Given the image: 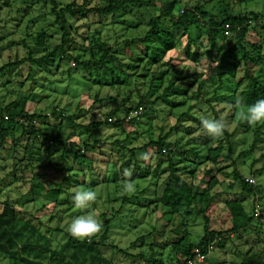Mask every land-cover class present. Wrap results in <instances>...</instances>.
<instances>
[{
    "label": "rangeland",
    "instance_id": "rangeland-1",
    "mask_svg": "<svg viewBox=\"0 0 264 264\" xmlns=\"http://www.w3.org/2000/svg\"><path fill=\"white\" fill-rule=\"evenodd\" d=\"M8 1L10 7H3L0 3V66L14 62L15 58L18 61L25 58L27 51L33 50V38L41 30L47 31L49 36H52L47 44L49 51L60 36L58 27L50 15L52 5L49 0L43 2L42 0ZM56 1L59 6H65L72 1L80 2L81 0ZM162 1L165 0H156V7ZM181 1L189 6H194L197 1H205V3L211 1L206 9L215 10L220 6L221 9H227L235 15L247 12L264 15V0ZM90 2L94 6L98 0H90ZM28 4L29 8H27ZM24 10L29 16L25 15ZM126 12L127 15L124 18L116 16L115 19L111 17L99 19L90 16L87 21L73 22V27L77 28L78 35L75 38L78 45L83 44L82 37L85 35L93 41L99 33L102 39L108 41L109 45L116 50L122 49V45L117 46L118 43L141 38L148 20L146 12L129 8ZM121 21L125 22L123 28H120ZM134 25L138 27L135 28ZM193 32L196 34L195 31ZM258 38L261 37H258L256 32H252L248 40L257 42ZM186 45L187 40L183 37L176 49L165 56L164 66H159L158 69L148 68L144 78L137 77L132 82L127 79L126 74L113 70L112 75H109L105 74L102 69L98 73L95 70L91 71L90 78L87 79L86 73L84 76L83 71L72 60L56 61L51 66H17L10 69L7 77L0 78V109L9 106L21 97H26L28 102L25 110L28 114L37 113L47 116L46 120L39 121L41 128L46 129L61 124L64 135L71 143L81 144L88 136L91 141L96 139L100 143L95 150L86 154L83 167H79L72 165L69 159H58L61 149L56 146L49 145L51 146L49 154L44 142L42 143L44 148L41 149L42 159L37 162L33 161L22 174H19L18 176L22 177L20 180L14 179L11 172L13 164L21 158L22 150L17 148L16 153H13V149L0 152V202L11 200L19 218L33 224L41 236H47L50 239L53 251L58 250L66 241L63 234L53 233V230L60 229L68 232L67 224L71 218L88 212L97 215L99 220L102 214H106L107 219L112 218L107 246L102 247V255L109 264H147L146 259L151 256L171 263L174 256L168 245L170 241L182 238L185 230L189 234L190 242H197L203 237L201 218L191 217L187 223H183L180 219L171 220V216H163V210L155 204V198L162 189V180L166 178V175H160V170H165L168 163L166 157L159 156L156 148L149 146L148 143L158 140L160 136L166 137V143L171 147L177 145L181 148L182 155L173 160L179 169L187 163L195 166L193 177L187 176L185 180L192 181L200 190L206 187V182L213 176L219 181V185L213 190L214 202L208 212L212 230L225 232L230 229V217L225 206L227 202L239 199L244 201L243 205L247 213H250L255 200L264 203V171L262 170L264 167V136L256 146L253 143L255 131L262 122L250 125L242 116L230 119L233 114L232 105L228 104L226 99L221 103L217 102L213 106L214 111L210 106L218 98L215 91L218 95L231 96L233 82L229 77H224L223 81H216L213 87L207 81L202 90L203 98L198 103L191 99V89L196 87L190 88V84L194 82L193 78H190L184 81L185 85H180L182 94L171 92L170 98L167 97L153 107H148L137 124H125L120 129H113L103 124L100 127H89L91 124L96 125L98 122H103L106 115L114 108L106 96L116 98L117 103L120 104L125 96L137 101L140 96L146 95L150 87L151 73L159 74L161 70H168V75L164 76L161 85L154 82V97L160 95L168 84L176 79L177 73H180V77L194 74L198 76V83L215 74L216 63L213 59L209 60L206 57L209 47L205 36L201 35L196 46L187 47ZM218 45H222L221 40H218ZM129 48L132 55L139 58L144 46L138 43L129 45ZM195 52L197 60L192 62L186 54ZM74 53L81 55L80 51ZM125 53L124 56L120 55L124 65L129 63V51ZM42 55L44 53L41 50L34 53L36 58ZM144 64L145 62L142 61L140 67ZM123 71L127 72L124 68ZM144 74V72L138 73L139 76ZM117 77L119 81L126 82L119 92L109 90L108 87L100 88L99 83L107 84V82L116 81ZM176 82L177 80L174 81ZM226 85L228 89H225ZM218 87L221 88L218 89ZM96 94L101 102H96ZM183 102H185L184 105ZM190 106L194 108L188 110ZM53 108L63 112V116L53 117L51 115ZM185 112L187 114L181 117V114ZM202 114L210 118L224 119L227 124L225 131L230 137L227 138L223 134L220 138H212L204 134L199 119ZM65 116L71 117L73 123H69L64 118ZM262 131L264 134V129ZM20 136L21 130L15 129L14 138L18 139ZM203 138L206 142L211 138V145L220 143L224 148L217 167L205 160L208 146L206 148L201 145L204 143ZM116 141L121 142L123 149L113 145ZM194 143H199V145H194ZM229 146L230 153L228 152ZM33 152L35 149L32 150V154ZM143 153L149 155L147 161L140 158ZM49 163H51L50 166ZM127 164L132 170L131 178L136 176V179L131 180L136 189L134 193L123 191V184L128 178L122 173L124 169H128ZM188 169L191 167L189 166ZM234 169L244 180L250 178L254 180L252 185L258 189L255 195H249L242 190L239 182L233 178ZM139 170L150 172V178L139 179ZM70 174L74 175L70 182L71 186L75 185L74 181L80 184V186L69 189L70 194L73 195V190L81 187L97 193V199L90 208L77 209L73 204L72 196L68 194L62 195L61 200H68L64 206H57L44 196L45 182H47L46 185L50 181L61 183L64 182L63 178ZM155 180H158L157 190L151 186ZM155 192L158 193L155 194ZM255 221L246 231L233 236H225L224 242H217L203 264H258L263 262L264 218ZM145 235L149 237L142 242L138 241V238ZM92 237L99 241V234ZM110 246L124 253H118L117 249H112ZM139 255H142L141 259ZM0 264L19 263L10 262L6 257L0 256Z\"/></svg>",
    "mask_w": 264,
    "mask_h": 264
},
{
    "label": "trees",
    "instance_id": "trees-1",
    "mask_svg": "<svg viewBox=\"0 0 264 264\" xmlns=\"http://www.w3.org/2000/svg\"><path fill=\"white\" fill-rule=\"evenodd\" d=\"M44 0H42L43 2ZM46 2V1H45ZM51 2L50 15L53 17L55 24L60 32L59 40L52 44L51 50L47 48L48 40L52 39L48 32L41 30L33 38V50H28L27 55L21 61L15 58L14 62L3 64L0 66V78L8 76L10 69L22 65H45L51 66L56 61L72 60L74 64L80 68L90 78V72L95 70L97 73L102 69L105 74L112 75L113 70L126 74L130 82L146 75L149 69H154L164 66V58L172 50L180 44L183 37L187 40V47L196 46L201 35H204L209 49L206 52V57L209 60H214L216 63L215 74L208 77L207 80L198 83V76L180 77L177 73V82L171 81L160 95L154 97V88L157 84L163 83L164 76L168 75V70H161L159 74L151 73V82L149 91L146 95L140 96L137 101H133L129 96L121 99L120 104L117 99H112L106 96L107 100L114 105L108 115H106L103 122L98 124H91L89 127L106 125L113 129H120L125 124H137L140 118L145 114L148 107H153L159 102L164 101L167 97H171V92L181 93L180 85H185L184 81L193 78L191 89L192 101L198 103L203 97V87L207 81L212 87L217 83L216 81H223L224 77H229L233 82L231 96L227 94L218 95L215 91L216 102L211 103V108L220 101L227 100V103L232 105V116L234 119L241 116V113L247 112V106L254 104L257 100L264 99V15L247 12L239 13L237 15L229 12L227 9H221L218 6L214 9H206L208 3L205 1H197L194 6H189L182 3L181 0H165L156 7V0H98L92 6L90 0L72 1L65 6H59L56 0H49ZM0 3L6 7L9 6V1L0 0ZM29 5V4H28ZM27 6V8H29ZM135 10L139 12H146L148 20L146 22V30L141 38H133L125 40L121 44L122 49L116 50L111 47L108 41H105L98 34V37L90 41L85 35L82 37V45L76 41L77 28L73 27V22L87 21L88 17L95 16L99 19L111 17L115 19L126 17V10ZM24 10L25 15L29 16ZM124 21L120 22V28H123ZM228 25L227 41L226 30L224 26ZM138 27V25H134ZM196 34H194V32ZM252 32H256L258 37L257 42H250L248 38ZM194 35V37L192 36ZM218 40H221L222 45H218ZM144 46L140 52L139 58L134 57L130 52L129 45ZM41 50L44 55L39 58L34 56L35 51ZM75 51H80L81 55H76ZM129 51L128 61L126 65L122 63L120 58ZM188 59L196 62L197 53L186 54ZM145 62L143 67H140L141 62ZM123 68L127 72L123 71ZM139 72H144L143 76H139ZM107 82V84L99 83L100 88L108 87L109 90H119L126 85V82L119 81ZM108 81V80H107ZM180 84H177V83ZM222 87V86H221ZM221 87H218L220 89ZM227 88V85L225 86ZM195 90V91H194ZM126 91V89L124 90ZM183 92V91H182ZM182 94V93H181ZM207 94V93H206ZM237 94V96H236ZM118 95V94H117ZM205 95V94H204ZM96 102H101L98 94L95 95ZM240 101V104L236 102ZM28 99L21 97L9 106L0 109V152L11 151L16 153V149L22 150L21 158L17 159L13 164V171L11 176L20 180L24 170L32 164L33 161H39L41 157V149L44 148V143L47 145L46 151L50 154V148L53 145L61 149L59 158L69 159L72 165L83 167V162L86 154L95 150L100 144L98 140L89 136L81 144L71 143L64 135V129L61 124L43 129L39 125V121L46 120V115L37 113L28 114L25 110ZM209 102V101H207ZM185 102H183L184 105ZM181 105V103L179 104ZM228 106V105H227ZM138 107L143 108V112L138 119H132L128 122L125 118L128 114ZM194 108L190 106L188 110ZM188 112V111H187ZM181 117H184V114ZM51 115L63 116V112H59L56 108L51 110ZM69 123L72 118L64 117ZM38 122V123H37ZM21 130V136L18 139L14 138V130ZM262 129H264V122L256 129L254 135V146H256L264 136ZM224 135L229 138L227 132ZM203 146H208L206 150L205 160L210 162L213 166L219 165V159L222 158L223 146L219 144L211 145V138L206 140L203 138ZM209 143L211 146H209ZM113 145L121 147V142H114ZM149 146H154L157 154L161 157H166L168 163L165 170H160V175H166L165 180H162V189L158 192L155 198V204L163 210V216L170 215L172 219H180L183 223H187L191 217L201 218L203 221V237L197 242H190L189 234L185 230L182 238L168 243L170 251L173 253V260L171 263H166L163 260H157L153 256L146 259L147 264H185L191 257V252L194 248H200L203 252L208 253L213 250L217 242H224L225 236L234 235L246 231L253 224L256 219L264 218V211H260L259 216H254V208L256 205H263L261 201L255 200L252 204L250 213L244 208V201L232 200L226 203V210L230 217L231 227L225 232H217L210 228V219L208 212L214 202L215 195L213 190L219 185V181L215 176L211 177L206 182V187L200 190L192 181L185 180L186 177H193L195 166L189 163L182 168L173 162L176 157H180L181 148L174 145V149L166 143V137L160 136L158 140L148 143ZM199 145V143H194ZM35 152L32 154V150ZM131 152V151H130ZM228 152H231L229 146ZM163 163V162H162ZM200 163V162H199ZM198 163V164H199ZM164 164V163H163ZM49 166L51 163L48 164ZM165 165V164H164ZM136 165H134L135 167ZM191 169H188V167ZM129 169L130 165H126ZM161 169V167L159 166ZM4 169V168H2ZM70 171L73 172V170ZM264 171V167L262 169ZM134 171V169H133ZM139 179L150 178V172H143L139 170ZM218 171V170H217ZM235 181L239 182L242 190L251 195H255L258 189L254 188L252 184L247 183L234 169L232 172ZM72 174L64 177V182L53 183L45 182L43 190L44 196L52 200L57 206H64L68 200H61L62 195H71L68 190L80 186L74 181V186L70 182L73 180ZM152 177V176H151ZM157 177V176H156ZM155 177V178H156ZM136 179L133 176L131 180ZM158 180H155L151 186L157 190ZM83 184V182H82ZM47 187H46V186ZM33 187V186H32ZM125 201V199H123ZM152 203V202H151ZM150 203V204H151ZM259 203V204H257ZM0 256L6 257L10 262L19 264H109V262L102 255V247L107 246L108 235L110 229V221L112 218H105L106 214L100 216L103 224V229L99 234V241L93 237L89 239L79 240L73 238L68 232L60 229L53 233L63 234L66 238L65 243L59 247L58 250L53 251L51 248L50 239L47 236H41L33 224L23 219H20L14 203L11 200H4L0 202ZM256 222V221H255ZM149 235L138 238L142 242L148 238ZM167 245V244H166ZM164 245V246H166ZM112 249H117L110 246ZM118 253H124L117 249ZM140 259L142 255H139ZM258 264H264L259 262Z\"/></svg>",
    "mask_w": 264,
    "mask_h": 264
},
{
    "label": "clouds",
    "instance_id": "clouds-1",
    "mask_svg": "<svg viewBox=\"0 0 264 264\" xmlns=\"http://www.w3.org/2000/svg\"><path fill=\"white\" fill-rule=\"evenodd\" d=\"M240 104V101L236 102ZM250 125H255L260 122H264V99L257 100L254 104L247 106L246 114L241 113ZM200 126L203 129L204 134L212 138H220L223 136L227 124L224 119L210 118L205 115H200ZM141 159L147 161L149 155L143 153L140 156ZM122 175L128 179L123 184V191L125 193H134L135 185L131 182L132 170L124 169ZM97 193L93 190L86 188H76L73 190L72 201L77 209H88L96 201ZM103 229L102 222L98 219V216L92 212H88L84 215H78L71 218L67 224L68 233L75 239L84 240L89 239L92 236L100 233Z\"/></svg>",
    "mask_w": 264,
    "mask_h": 264
},
{
    "label": "built area",
    "instance_id": "built-area-1",
    "mask_svg": "<svg viewBox=\"0 0 264 264\" xmlns=\"http://www.w3.org/2000/svg\"><path fill=\"white\" fill-rule=\"evenodd\" d=\"M224 29L228 30V25L224 26ZM143 112L142 107H138L135 110L131 111L128 116L125 118V121L128 122L132 119H138ZM249 184H253L254 180L252 178L245 180ZM260 211H264V204L263 205H256L254 208V216H259ZM207 259V255L201 250L200 248H194L191 252V257L186 261L185 264H203Z\"/></svg>",
    "mask_w": 264,
    "mask_h": 264
},
{
    "label": "bare ground",
    "instance_id": "bare-ground-1",
    "mask_svg": "<svg viewBox=\"0 0 264 264\" xmlns=\"http://www.w3.org/2000/svg\"><path fill=\"white\" fill-rule=\"evenodd\" d=\"M257 204H259V203H257Z\"/></svg>",
    "mask_w": 264,
    "mask_h": 264
}]
</instances>
